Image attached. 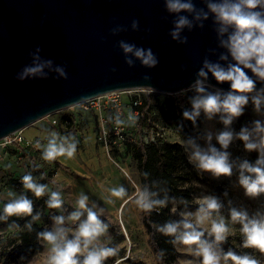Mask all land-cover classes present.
<instances>
[{"label":"clouds","instance_id":"9594fccd","mask_svg":"<svg viewBox=\"0 0 264 264\" xmlns=\"http://www.w3.org/2000/svg\"><path fill=\"white\" fill-rule=\"evenodd\" d=\"M203 3L205 7L197 8L193 0H164L165 10L174 16L169 35L179 43L188 42L186 36L181 37L185 28L189 31L196 27L203 28L204 21L212 18L219 46L225 51L220 53L218 62L204 59L197 73L198 78L190 86V90L195 93L190 98V110L185 109L182 115L193 124H196L202 113L207 120L218 116L224 130L214 137L212 133H206L205 146H201L192 137L182 139L181 144L189 163L201 173H208L217 180L235 176L244 195L249 199H258L264 195V87L257 88L258 82L264 85V0H203ZM131 28L133 31L139 30V21L133 19ZM126 30L124 26L117 25L111 34ZM118 47L125 54V63L130 68L135 64L131 56L149 69L159 63L151 48L137 47L123 40L118 42ZM51 65V60L40 62L37 56L32 65L25 66L17 74L16 79L25 81L29 78H46L44 69ZM55 71L60 77L68 79L63 67H57ZM209 73L218 85L228 83V90L217 88L209 91L212 87L207 83ZM143 79L148 81L151 77L145 75ZM85 99L82 97L72 104L78 105ZM249 104L260 118L235 132L231 125L244 115ZM128 119L132 120L133 117L129 115ZM115 122L117 125L124 123L119 115ZM178 128H182V125H178ZM213 138L219 148L212 144ZM235 140L243 143L247 153H257L255 161L240 157L231 159L228 150ZM78 143L74 136L50 132L47 145L41 153L42 159L54 161L61 156L71 159L76 154ZM20 183L36 198L47 195V208L60 210L61 213L50 217V228L37 232V238L44 242L47 249L44 264H105L109 258L119 255V247L109 246L108 243L111 239L108 236L110 224L102 219L105 209L95 201H90L88 195L81 193L76 199L74 210L67 211L62 192L39 183L31 172L24 174ZM107 191L110 199L128 196L123 185L111 187ZM7 195L9 199L0 212V222L7 223L13 216L31 217L25 227L32 231L33 223L41 219V213L34 211L32 199L24 193L16 195L12 191ZM222 195L227 196L228 192ZM133 200L145 213L165 208L169 203L183 205L182 208H173L177 219L153 224V227L156 232L170 237L173 246H183L196 258L195 261H189V264H264L253 253H239L232 247L227 250L224 248L229 236L235 234L229 226L230 220L231 224L239 225L241 248L254 249L264 256V210L257 209L250 213L247 208L231 206L226 219L222 214L225 204L220 196L209 194L198 197L195 208H192L186 199L181 197L177 201L176 197L168 195L166 189L154 191L148 185L139 188ZM65 212L66 215L63 214ZM13 225L19 227L15 221ZM164 255L161 250L158 258L162 260ZM116 264H120V261L117 260Z\"/></svg>","mask_w":264,"mask_h":264},{"label":"water","instance_id":"95a60500","mask_svg":"<svg viewBox=\"0 0 264 264\" xmlns=\"http://www.w3.org/2000/svg\"><path fill=\"white\" fill-rule=\"evenodd\" d=\"M193 2L205 7L203 0ZM133 19L139 21L137 31L131 28ZM173 19L164 0H0V140L75 106L82 97L87 101L133 89L163 94L189 90L204 59L218 62L225 50L211 17L203 28L182 31L186 44L169 35ZM117 25L127 30L112 35ZM121 40L151 48L158 65L146 68L128 54L135 62L130 68L118 47ZM37 56L40 62L52 61L44 69L46 78L17 80ZM57 67L65 69L67 80ZM145 75L151 79L144 80ZM207 83L229 88L228 83L218 85L210 73ZM260 87L264 85L258 82Z\"/></svg>","mask_w":264,"mask_h":264},{"label":"rangeland","instance_id":"374dc122","mask_svg":"<svg viewBox=\"0 0 264 264\" xmlns=\"http://www.w3.org/2000/svg\"><path fill=\"white\" fill-rule=\"evenodd\" d=\"M215 89L210 87L208 90L214 91ZM119 95L125 105L126 114H131L134 111L132 100L136 97H141V100L144 101L148 97L154 105L152 114L154 119L157 117V111L155 110L157 103L166 96L156 91L149 93L145 89L121 91ZM69 111L76 114V118L80 120L82 128L85 129L83 143H78L75 156L71 159L61 156L54 161H35L34 165L32 160H18L13 164V169H11L13 172L11 170L7 172L0 170V197L3 198L4 194L8 197V190L6 191L5 189L12 182V178L20 181V178L28 172H31L39 183L47 184L52 190H60L65 202L64 207L67 211L74 210L76 199L81 193L86 194L89 196L90 201H95L100 207L105 209V215L102 219L110 224L108 229V236L111 238L108 240L109 246L119 247V255L109 258L105 264H116L117 260L120 261V264H160L158 253L144 222V212L136 206L133 200L137 190L141 188V178L138 162L129 144L130 142H137L136 140L139 138L138 120L133 118L128 123V133L125 141L107 146L97 139V131L100 118L109 115L108 109L81 111L79 106H73L61 112L60 115ZM258 118L260 117H257L253 109H251L250 113H244L243 116L235 120L231 125V129L238 132L240 124L250 125L252 120ZM155 122V127L149 130L146 128L145 132H143L144 134L141 135L145 136V141H154L160 137L164 142L181 144L182 139L186 140L192 137L196 138L197 143L201 146H205L204 136L206 133L210 132L214 137L216 133L224 130V126L220 123L218 116L212 120H207L204 117L201 124L188 135H185L178 126L168 127L156 119ZM47 124L48 121L41 119L33 124L32 127L40 132L49 133L52 130H56V133L61 136H71V130L65 132ZM134 139L135 141H133ZM212 144L219 148L214 138ZM228 151L231 153V159L233 160L240 157L255 161L257 158L256 152L247 153L243 148V143L238 140L233 142ZM105 161L109 163L107 167L104 164ZM95 162L97 165H95ZM59 163L61 167H58L57 164ZM125 170L128 171V175ZM197 173L198 175L193 181L195 202L198 197L204 195L214 194L220 196L225 204L222 214L226 219L228 218V208L231 206L247 208L250 213L255 212L257 209L264 210V195L258 199H249L244 195L243 189L237 184L235 176L231 178L222 177L217 180L208 173H201L199 170H197ZM103 177L106 180V185L102 183ZM120 185L127 189L128 196L110 199L107 189ZM9 189L11 190V188ZM11 191L16 195L24 193L32 200L37 199L39 212H41L42 206L47 200V195L36 198L31 192L24 189L22 184H15ZM225 191L228 192L227 196L222 195ZM106 194L108 197L105 199ZM128 198L130 200L123 207L119 217L118 211ZM229 201H231V204H229ZM4 203L6 201L0 199V212H2ZM56 214H61L60 210ZM63 214L66 215L67 212ZM171 214L173 215L172 219L178 218L173 209ZM47 216L49 217L47 224L42 221L38 222L45 229L50 228L52 223L50 220L52 214L49 211H47ZM13 221L19 227L13 225ZM24 226L25 217L13 216L9 218L7 223L0 222V264H44L47 249L42 240L41 244L44 246L42 252L25 260H13L11 258L16 242H20V235L24 230ZM229 226L235 234L229 236L228 242L224 245L225 250L232 247L239 253L250 252L264 262V256L256 250L241 248L242 236L239 232V225H233L229 220ZM158 235L159 232H156V239H158ZM176 250L178 255L172 264H189V261H195L196 258L192 257L183 246H176Z\"/></svg>","mask_w":264,"mask_h":264},{"label":"trees","instance_id":"16d2710c","mask_svg":"<svg viewBox=\"0 0 264 264\" xmlns=\"http://www.w3.org/2000/svg\"><path fill=\"white\" fill-rule=\"evenodd\" d=\"M165 98L158 102L155 110L157 117L155 119L161 121L165 126L182 125V130L185 135L197 128L204 119L203 113L197 119L196 124L183 118V111L190 110V98L195 95L194 91L186 90L178 94H165ZM147 97V96H146ZM140 116L138 119V133L139 138L137 142H130L129 147L133 151L134 157L138 162V169L140 171L141 187L148 185L155 190L166 189L169 196H174L177 201L184 198L189 205L194 208L196 202L194 199L195 187L193 185L198 173L197 169L189 163L187 153L179 143L164 142L160 137L154 141H145L143 135L145 129L148 130L155 127L156 122L153 117L154 105L147 97L142 104L137 106ZM252 105L249 104L245 113H250ZM243 116V115H242ZM246 124H240L239 130ZM135 141V139L133 140ZM60 167V164H57ZM37 171V170H36ZM147 173V176H145ZM16 185L20 183L14 179ZM163 191L161 195L163 196ZM34 204V211L39 212L37 199L32 200ZM46 201V200H45ZM182 208L183 205H169L165 208L157 209L151 213L144 212V222L150 232L151 241L154 244L157 253L161 250L165 255L162 260L158 258L160 264H172L178 255L176 246L170 243V237H165L159 233L158 239L155 237V229L153 224H163L172 219L171 211L174 207ZM47 211L55 215L58 210L48 209L44 202L41 210V219L33 223V230L29 231L25 226L20 235V242H16V246L12 250V259L25 260L30 256H34L43 251L44 246L41 240L37 238V232L44 230L38 222H49ZM31 217H25V224Z\"/></svg>","mask_w":264,"mask_h":264},{"label":"built area","instance_id":"2783aa9c","mask_svg":"<svg viewBox=\"0 0 264 264\" xmlns=\"http://www.w3.org/2000/svg\"><path fill=\"white\" fill-rule=\"evenodd\" d=\"M146 90H148L149 93L154 91L151 89H145V91ZM120 92L121 91L112 92L100 97L91 98L87 101L79 103L78 105H75L79 106L81 111H97L101 109L109 110V115L100 118L97 131V139L107 146L125 141L128 133V123L130 122L128 119L129 115L135 118V120H138L140 116V111L139 109H136V107L142 104L141 97H136L134 100H132L134 111L131 114H126L125 105L120 99ZM63 111L48 115L47 117L43 118V120L46 119L51 127L58 128L59 130H64L65 132L71 130V136H74L78 142L83 143L85 129L82 128L80 120L76 118L75 113L71 112L72 110L68 113L66 112L63 115H60V113ZM117 115H119L120 119L124 121L123 124H116L115 118ZM109 117L112 119L110 120ZM23 132L24 129L0 140V163L3 161L4 156L12 147H16L19 150L17 153L18 160H32L33 165L35 161H45L42 159L41 153L43 147H46L47 145V139L38 138L29 140L25 137ZM38 144L40 147H37Z\"/></svg>","mask_w":264,"mask_h":264},{"label":"crops","instance_id":"0c3cea01","mask_svg":"<svg viewBox=\"0 0 264 264\" xmlns=\"http://www.w3.org/2000/svg\"><path fill=\"white\" fill-rule=\"evenodd\" d=\"M43 120V119H42ZM46 120V119H45ZM47 121V120H46ZM49 124V123H48ZM47 124V125H48ZM33 125H31V126H29V127H27V128H25L24 129V135H25V137L27 138V139H29V140H33V139H38V138H46V139H48V137H49V133L50 132H57L56 130H52V131H50L49 133L48 132H40L38 129H36V128H34V127H32ZM49 126V125H48ZM43 127V126H42ZM48 128V127H47ZM19 152V150L15 147H12L9 151H8V153L4 156V158H3V161L0 163V170H2L3 172L5 171V172H7L8 170H11V169H13V164L15 163V162H17L18 161V159H17V153ZM65 158H66V156H64ZM67 159V158H66ZM59 160V159H58ZM60 164V163H59ZM105 166L107 167L108 165H109V163H108V161H105ZM95 165H97L96 164V162H95ZM9 167V168H8ZM60 167H61V164H60ZM99 168H101V167H99ZM12 172H13V170H11ZM15 172V171H14ZM12 180V182H10L9 183V185H7V189H5L6 191L8 190V192L9 191H11L12 190V187H14V185L16 184V182H14L13 180V178L11 179ZM19 182V181H18ZM102 183H104V185H106V180H105V178L103 177L102 178ZM3 184V183H2ZM9 188H11V190L9 189ZM108 196H107V194L105 195V199L107 198ZM0 199L1 200H4V201H6L7 202V200L9 199V197H7V196H5V194L3 195V198H1L0 197Z\"/></svg>","mask_w":264,"mask_h":264},{"label":"bare ground","instance_id":"6f19581e","mask_svg":"<svg viewBox=\"0 0 264 264\" xmlns=\"http://www.w3.org/2000/svg\"><path fill=\"white\" fill-rule=\"evenodd\" d=\"M125 173L128 175V171H127V170H125ZM129 200H130V198L126 199V200L123 202L121 208H120L119 211H118V215H119V217H120V213H121L123 207L125 206V204H126ZM122 223H123V221H122ZM123 228L125 229V226H124V225H123ZM125 230H126V229H125Z\"/></svg>","mask_w":264,"mask_h":264}]
</instances>
